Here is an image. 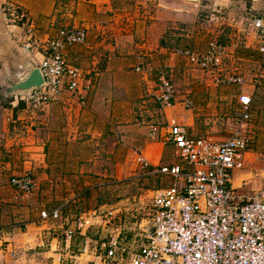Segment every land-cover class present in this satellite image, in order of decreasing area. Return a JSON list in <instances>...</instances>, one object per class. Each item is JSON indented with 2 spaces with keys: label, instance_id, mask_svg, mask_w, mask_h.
Here are the masks:
<instances>
[{
  "label": "built area",
  "instance_id": "2783aa9c",
  "mask_svg": "<svg viewBox=\"0 0 264 264\" xmlns=\"http://www.w3.org/2000/svg\"><path fill=\"white\" fill-rule=\"evenodd\" d=\"M6 11L12 24H19L29 38L33 37L34 25L24 11L12 7ZM246 33L255 35L264 57V19L253 18ZM85 36V29H60L58 36L38 41L45 54L34 64L40 68L44 83L27 95L15 96L24 101L31 115L54 101L74 96L81 82L88 80L82 69L66 61L64 53L66 47L82 43ZM30 42L21 44L23 51L40 52ZM227 49L218 39H211L204 50L185 49L182 55L189 69L208 72L215 84L244 85L242 72L226 69ZM263 74L260 70L253 77L254 85L260 84ZM159 80L160 92L154 96L161 109L172 107L174 86L164 75ZM237 99L241 107L239 125L222 140L190 136L175 118L168 119L162 140L182 164H160L156 171L170 178L171 184L96 204L72 215L63 214L62 206L48 213L44 209L34 229L23 231L22 238L30 240L26 238L22 246L14 242L18 247L8 252L14 256L17 248H42L44 239L52 235L47 246L56 255L57 264H264V154L258 158L260 166L240 179L253 164L249 160V139L242 134L251 117L252 97L241 91ZM185 105L190 107L191 102ZM149 136H156L153 127ZM10 185L21 202L35 189L29 172L12 176ZM73 241H77L75 248ZM4 255L0 248V264ZM53 259L44 257L41 264H53Z\"/></svg>",
  "mask_w": 264,
  "mask_h": 264
},
{
  "label": "rangeland",
  "instance_id": "374dc122",
  "mask_svg": "<svg viewBox=\"0 0 264 264\" xmlns=\"http://www.w3.org/2000/svg\"><path fill=\"white\" fill-rule=\"evenodd\" d=\"M135 1L127 0V3L130 6L134 5ZM157 2L158 0L155 1V3ZM201 3V10L194 21L189 19L180 27L171 25L172 27L167 29V35H164L161 40L155 41V44H159L161 47H163L162 44L169 46L171 52L167 56L168 60L159 56L157 58L152 56L151 58L135 54L138 46L135 47V43L131 40L130 33H128L129 41L124 40V43L125 48L128 47L129 53L127 55L129 56L127 57L129 58L123 61L125 67L120 70L123 73L120 78L124 76L122 80L132 84L131 81L134 78L127 77L126 72L133 70L135 73H140V71H144L148 74V78H153L150 86H145L141 92L135 90L113 92V98L118 102H123V107L118 106L119 109H111L113 114L116 115L117 111L122 112V114H118V117H113V120L111 119L112 113L109 114L110 108L103 107L102 104L97 106L86 104L87 108L85 109L87 111L92 109L99 112L100 121L89 132L88 128L81 135H77L74 139L71 138L66 147H63V144L56 148L50 147L49 152H51V155H47L46 159L52 165L51 174L49 175L52 181H48V186L39 187L40 185H37L38 182H35L36 179L33 176L34 170L28 169L30 172L26 170L31 173L35 189L33 195L24 196L27 201H24V204L14 205L11 202L9 193L12 187L10 188V182L8 184L9 178L4 177V179H1L0 201H5L1 202L0 205V213L3 214L0 217L1 226L6 227L19 222L29 225L28 223L36 221H34V219H37L35 217H38L42 210L46 209L47 211H45L48 213L49 209L58 205L62 206L65 215H72L73 212L89 209L98 202H114L124 196L139 193L145 189L153 190L159 186L171 184L170 178L158 174L157 171L143 174L144 170L139 166L131 168L133 166L131 160L133 161L136 154L140 153L145 144L151 141L146 135L148 129H151L150 125L153 123L161 125L160 105L154 96V93L160 92L159 85L161 81L159 77L161 75H164L166 79H170L174 86V103L176 102L179 105L189 100L194 107L200 108V111L194 112L199 113L195 117V130L198 128L201 130L200 133L215 140L231 135L240 121L237 93L249 84L247 79L251 72L254 73L253 70H256L257 66L248 70L249 67L243 66L244 62L232 58L229 64L226 63V69L232 72H242L246 79L245 86L226 83L215 84L210 80L208 72L193 68L189 69L181 51L185 49L202 51L207 41L219 39L228 45L238 43L234 53L237 48L239 54H244L246 49L243 48L246 41L245 37L249 38L253 34L248 35L246 30L250 28L253 18H264V0H201ZM127 23L130 25L129 21ZM77 27L86 29L85 26H74L72 24L61 29H76ZM30 43L40 48L38 41L35 43L31 40ZM146 53L149 54V51ZM126 64H136V66L132 68L126 66ZM136 67L139 69L136 70ZM183 69L187 72L184 73ZM1 91L2 88L0 89V95L2 96ZM77 97H80V95ZM5 98H11V102L15 100L14 95ZM80 100H84V98H80ZM3 105V103H0V161H3L6 154L9 155V158L17 155L18 150L20 153H28L27 150H20L24 146H37V144L18 141L24 138L29 142L26 139L29 134L27 135L26 128L22 127L25 124H20L19 120L15 123V127L10 129L9 125L12 123V119L8 118L6 114L7 107H3ZM252 110V118L247 123V127L242 128V133L249 139L250 148L255 154L252 159H256L257 163H260L258 157L260 154H264V85L257 90L253 97ZM86 116L90 117L91 115L86 114ZM107 117L112 122H109ZM75 126L73 124V127ZM42 128V124H35L29 133L33 134V130H35L40 135L43 132ZM92 129L95 131H92ZM22 131L25 134H22ZM73 131L72 134H75V131ZM12 148L15 149L14 155L9 151ZM156 150H159L156 145H149L147 152L151 155ZM33 152L41 153L42 150L35 149ZM172 161L180 162L178 158L173 156L172 150L167 147L162 152L161 162L170 163ZM256 167H259V165H254V169ZM249 176H242L240 179ZM240 179L236 185L240 184ZM40 181L45 180L41 179ZM72 199L74 200L72 201ZM66 201H69V203L65 204ZM11 210L16 215H21V220L13 221ZM57 224L58 222L55 223V225ZM29 228L32 227L29 226ZM60 231L61 229L58 232ZM48 237L49 239H44L45 246L42 248L28 249L24 253L22 250L16 249L13 258L17 262L13 263L10 257L7 258V264H25V261L29 264H41L44 260V252L49 251L47 244L52 235ZM54 243L55 241H53V248ZM5 245L6 243H2V247ZM55 264H57L56 261Z\"/></svg>",
  "mask_w": 264,
  "mask_h": 264
},
{
  "label": "crops",
  "instance_id": "0c3cea01",
  "mask_svg": "<svg viewBox=\"0 0 264 264\" xmlns=\"http://www.w3.org/2000/svg\"><path fill=\"white\" fill-rule=\"evenodd\" d=\"M155 1L156 0H136L134 5L129 6L127 0H0V89L3 87L6 78L11 81H16L25 74V69H23L25 61L38 63L43 58L45 52L42 46L39 48L40 52H25L21 48V44L24 41L30 39L32 41L42 42L47 37H56L60 29L69 24L74 26H85L86 36L82 43L73 44L65 48L64 53L66 61L82 69L85 72L86 78L89 80V82L88 80L81 82L79 91L74 96L69 98L64 97L52 102L48 107L38 111L35 116H31L28 112L24 101L15 99L9 103L10 106L6 109L8 118L12 119L9 128L13 129L15 123L20 120V124H25L22 125V127H25L26 134H29V137L26 138L29 142L24 140V138L18 141L37 144V146H24L20 150H27L26 152L28 153H20L18 150L17 155H14V148L10 149L9 151L14 156L12 158L10 156L9 158V155L6 154L3 157V161H0V180L4 179V177L10 179L12 176L21 175L32 169L35 172L33 176L36 179L35 182H38L37 185L39 184L41 188L48 186V181H52L51 176L49 177L52 165L49 163L50 161L46 159L47 155H51V152H49L50 147H60L61 144H63V147H66V144H68L67 142L70 141L71 138L74 139L77 135H81L86 132L88 128L89 132V130L100 121V114L98 111L92 109L87 111L85 109L88 104H91V106L102 104L103 107L110 108L109 114L112 113L111 119L113 120V117H118V114H122V112L119 113L117 111L116 115L113 114L111 109H119L120 106L123 107V102H118L113 98V92L119 93L123 90L141 92L145 86H150L152 82L151 79L153 78H148V74L144 71H140V73H135L133 70L126 72L125 75L127 77L134 78V80L131 81L132 84L122 80L124 76L120 78L123 74L120 70L125 67V62L123 61L129 58L127 57L129 56L127 55L129 53L128 47L125 48L124 43V40L129 41L128 33H130L131 40L135 43V47L138 46L135 54L149 56L151 58L152 56H154V58L159 56L160 58L168 60L167 56L171 52L169 46L162 44L163 47H161L159 44H155V41L157 42L161 40L164 35H167V29L171 28V25L180 27L189 19L194 21L202 7L201 0H158L157 3H155ZM11 7L16 8L17 12L24 11L26 15L30 17L34 25L33 37L29 38L25 30L21 28L19 24H12L10 17H8V11H6L7 8ZM127 21L130 22V25H128ZM250 36L249 38L245 37L246 41L244 42L243 48L246 49L242 55L238 53L237 48L234 53V49L238 43L234 45L223 43L228 46L227 51L229 52V59L227 64H229L233 58L244 62L243 66L249 67L248 70L254 69V67L257 66L256 70H253L254 73L251 72V75L247 79L249 84H246L247 86L237 93V97L241 91L251 95V120L253 113V97L257 90L264 85V74L260 80V84L254 85L252 79L260 70L264 72V57H262L258 51L257 38L253 34ZM219 41L222 43L221 40ZM207 43L205 44V48ZM143 50L145 51L143 52ZM148 51L149 54L146 53ZM126 66L133 68L136 64H126ZM138 69L139 68L136 67V70ZM183 71L184 73L187 72L185 69H183ZM78 95H80V97H77ZM80 98H84V100H80ZM238 106L240 120L241 107L239 103ZM160 109L161 125H156L154 123L150 125V127H153L155 130L156 136H149L150 130L148 129L146 135L151 141L145 144L140 153H138V155L136 154L133 161L131 160L133 165L131 168L139 166L144 170L143 174L156 171L160 164L166 163L161 162L162 152L166 150L167 147L172 150V147L169 144H165L162 140L163 135L167 131L168 119L175 118L177 122L186 127L190 136H207L200 133L201 130L198 128H196V130L194 129L196 127L195 117L199 115V113L194 112L200 111V108L194 107L192 102L190 107H187L185 102L179 105L175 102L172 107ZM86 114H90L91 116H86ZM111 119L108 118L107 120L112 122ZM35 124H42V136L41 134L38 135L35 130H33V134L29 133L30 129L34 127ZM73 124L76 126L73 127ZM245 127H247V124ZM73 130L75 134H72ZM92 131L95 130L92 129ZM25 132L23 133L22 131L21 133L25 134ZM32 137L34 138L32 139ZM149 145H156L159 150L154 151L153 154L150 155L147 152ZM35 149H40L43 153H34L33 151ZM248 150L250 156L249 160L253 164L250 165L252 167H248L243 172V176L250 175L251 173L249 171L250 169H254V165L260 166V163H257L258 161L256 159H252V156L255 154L250 148V143ZM261 155L263 154H260L259 157ZM138 156L147 162L146 166L140 163ZM172 162L182 164L181 161ZM9 179L8 184L10 182ZM41 179L45 181H40ZM246 183H249V181ZM247 186L249 187L251 184ZM9 196L14 205L24 204V202H21V199H16L14 197V190L12 188ZM1 202L5 201L1 200L0 205ZM102 203L110 202H98V204ZM57 207H60V205ZM54 208L56 207L49 210ZM62 212L65 214L64 211ZM10 213L13 215V221L21 220V215H16L13 210H11ZM2 216L3 214L0 213V217ZM17 216H19L18 219H16ZM35 218L39 219V215ZM37 219H34V221H37ZM35 222L32 221L28 223L29 225L23 224L24 222L12 223L6 227L0 224V248H2L5 253L3 264H7V258L10 257L13 263L17 262V260L13 258L15 256H11L8 251L12 249V247H18L14 242H18L20 244L19 246H22L21 244H23L27 238H24V236L22 238L23 231L33 230L34 228L32 225ZM29 226L32 228H29ZM33 235H35V233ZM27 239L30 240L29 237ZM2 243H6V245L2 247ZM72 246L75 248L77 246V241H73ZM19 250H22V248H19ZM22 252L24 253L25 251L22 250ZM43 256L45 258L49 256L54 257L53 264H55L56 255L52 251L44 252ZM25 264L29 263L25 261Z\"/></svg>",
  "mask_w": 264,
  "mask_h": 264
},
{
  "label": "water",
  "instance_id": "95a60500",
  "mask_svg": "<svg viewBox=\"0 0 264 264\" xmlns=\"http://www.w3.org/2000/svg\"><path fill=\"white\" fill-rule=\"evenodd\" d=\"M25 74L16 81L6 78L1 94L4 97L9 95L23 96L41 87L44 83L42 72L33 62L25 61L23 64Z\"/></svg>",
  "mask_w": 264,
  "mask_h": 264
},
{
  "label": "trees",
  "instance_id": "16d2710c",
  "mask_svg": "<svg viewBox=\"0 0 264 264\" xmlns=\"http://www.w3.org/2000/svg\"><path fill=\"white\" fill-rule=\"evenodd\" d=\"M222 44H224V43L222 42ZM10 102H11V98H5V97L0 95V103L4 104L3 107H8Z\"/></svg>",
  "mask_w": 264,
  "mask_h": 264
}]
</instances>
